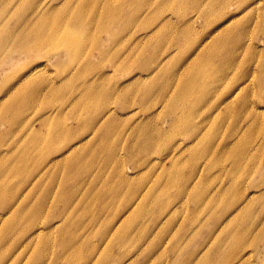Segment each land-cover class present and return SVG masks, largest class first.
Here are the masks:
<instances>
[{
    "label": "rangeland",
    "instance_id": "1",
    "mask_svg": "<svg viewBox=\"0 0 264 264\" xmlns=\"http://www.w3.org/2000/svg\"><path fill=\"white\" fill-rule=\"evenodd\" d=\"M95 1L92 26L72 29L78 53L62 58L59 47L35 54L16 39L36 26L38 5L52 22L75 1L0 0V169L11 171L0 206L16 202L0 209V264H264V0L222 1L209 18L190 13L191 0ZM193 81L203 87L190 105L200 134L175 128L166 171L143 199V181L160 177L144 141L167 138L154 130ZM40 153L58 159L34 179Z\"/></svg>",
    "mask_w": 264,
    "mask_h": 264
},
{
    "label": "bare ground",
    "instance_id": "2",
    "mask_svg": "<svg viewBox=\"0 0 264 264\" xmlns=\"http://www.w3.org/2000/svg\"><path fill=\"white\" fill-rule=\"evenodd\" d=\"M71 1H75L76 5H75V8L73 10H70L69 15L68 14L65 16L54 15V16H60V18L55 19L52 22L45 20V17H44L46 15V11L49 9L45 6H44L45 8L42 9L38 5L35 8L36 12L41 11L42 14L37 19V24L31 30L29 28L27 30H24V33L21 32L20 35H17L16 42L18 43V45L19 46L24 45V47L26 49L32 50L35 54H37V53L41 54L40 51L46 52L52 46L59 47V49L62 50V51L57 52V55H59L62 58L69 57L70 55H72V53L77 54L78 53L77 52L78 47L80 45V37H79L80 35H79V33H77L76 31H74L72 29H77V26L90 28L94 21H92V22L86 21L85 14L95 13L96 10L98 9V4L95 0H71ZM222 1H228L227 2V5H228V4H231L230 2L233 0H208L204 6H202V4H203L202 0H191L190 2H187V4L189 3L191 5L192 10L190 13H194L195 14L194 16H198L200 18L201 17L209 18L214 13L213 7L216 4H219L220 8H226L227 7V5L225 6L223 3H219ZM182 2L184 3V1H182ZM0 4H2L4 6V8L8 5V3H5V5H4L2 2H0ZM162 6L163 7L160 9L161 11L166 9V7H170V5L168 3H166L165 5L162 4ZM4 8L2 9L0 16L2 15V13L4 11ZM103 9H104V11L102 12V14L105 13L106 16H104V17H106V19H105L106 22H108V24L111 22H114V20L112 19L113 9H112L111 2L104 3ZM181 10H182V8L178 9V11H181ZM217 11H219V10H217ZM185 15H186V12L184 11L183 14L178 18V21L179 22L183 21L184 20L183 17H185ZM29 22H31V21H29ZM70 22L73 23V28L70 27L71 26ZM107 25H105V26L101 25L100 26V28L103 32H106L105 29L107 27H109ZM184 26H186V24H184ZM183 27H181L178 30V34L184 35V34L189 32L188 28L190 27V25H187L184 28ZM63 30L65 32H62ZM33 34L38 35V36L35 39H33L31 36ZM197 46L199 47V46H201V44H199ZM85 54L89 55L90 50H89V52H86ZM38 68L36 70L34 69L32 71V74H30V75H33V74L41 72V71H42L41 73L44 72V68H42V69H38ZM67 72H69V71H63L62 73L66 74ZM137 76H139V75H137ZM31 83H32V81H31ZM52 83H54L52 79H49L48 81L45 82L46 85L50 86L49 90H48V94L53 96V97L55 94H57L59 96V93L61 92V88H57V87L50 85ZM107 90L109 91V93L115 92V90H112L110 87H108ZM201 90H203V87L196 85L195 81L185 85L183 87V89L181 90L180 98L177 100L176 103L174 102L173 105L170 106L168 109V111L171 115L170 118L161 120L158 128L154 130L155 133L159 132L160 135H161V133L164 132V134L167 138H165L163 141L160 140L159 143H156L155 141H149L150 138H148V140L144 141L145 144H144L143 149L147 152V155H148L147 159H148V161H150V163H152L155 166L156 171L159 168L160 177L156 181H152L153 186H150L149 188L147 186L148 180L143 181L142 187L146 191V194H144V196H142L143 199L146 198L148 192L150 193V191H152L153 188H154V190H156V188H158V186L161 182V179H162V174L166 171V169H164L165 168L164 165L160 161V157L164 153L168 152L170 150V148H172V142H173L172 138L173 137H169V136L173 135V133L175 132V128L178 129L180 127H185L186 133L183 134V136L186 138H196L200 134V131H201L200 127L203 126V120L201 122V115L199 113L197 114L195 109L193 107H190V105L197 106V104L200 101V98H199V95L197 94V92H199ZM24 96H25V94L18 96V98L20 99V102L22 104L24 102H26ZM53 97L48 98L49 102L53 101ZM192 97H194V98L192 99ZM60 98H58V99H60ZM27 99H28V101H27L28 104L33 102L32 101L33 98H31V96ZM60 100H63V99H60ZM33 104H34V102L31 103L30 105H28L24 111L29 113V114L34 112L35 109H31ZM47 104H49V103H47ZM221 104L222 103H220V102H217V103L215 102L214 105H212L211 110L215 111L217 109L216 107H219V105H221ZM5 108L6 109L9 108V106H4L3 109H5ZM58 111H59V109H58ZM14 112H16V109L14 110ZM191 116H192V118H191ZM46 121H49V119H46ZM57 124L62 128V130L66 129L65 128L66 127V118L64 117V115H61L58 117ZM172 127H173L172 132L169 133L170 129ZM15 128H16L15 129L16 132L22 131V127L20 124L15 125ZM31 128H32L31 123L28 125V122L26 121L25 129L27 131H29ZM135 131H137L138 135H142L140 133L141 130H140L139 126L136 127ZM180 133H182V132H180ZM30 146L34 147L37 150L39 149V143L34 139H32L30 141ZM77 150H78V145L75 147H70V149H69L70 152L71 151L75 152ZM66 153H68V152H66ZM19 159L24 162V166L26 168H27V165L29 163H31V162H29L31 160V158L28 156L22 155ZM57 159H58L57 157L55 159H52L51 157L46 156L45 153H40L36 157V160H38L40 162H38L39 170H38V167L35 169L36 174L34 175V179L40 177L43 174V171L47 170V167H48L49 163L51 162V160L55 161ZM172 159H174V158H172ZM177 159H178V157H177ZM59 161L61 162L62 160H58V162ZM45 163H46V166L44 165ZM152 168L154 170V167H152ZM28 173H29L28 169H25V175H27ZM10 174H11V171L0 169V178L1 179L7 178ZM173 182H172V185H174ZM6 188H7V186L5 185V181H2L0 183V190H5ZM15 205H16V202L13 201L12 199H10L7 203L2 204L0 206L1 211H3L1 213V216L3 217L7 213H10ZM69 234L70 233H62L63 239L68 238ZM64 242H68V240H65ZM42 254H43V252H42Z\"/></svg>",
    "mask_w": 264,
    "mask_h": 264
}]
</instances>
